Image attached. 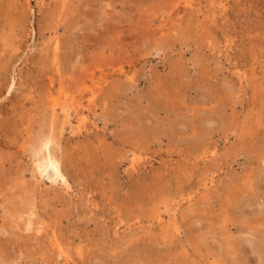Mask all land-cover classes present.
Instances as JSON below:
<instances>
[{"label": "rangeland", "instance_id": "1", "mask_svg": "<svg viewBox=\"0 0 264 264\" xmlns=\"http://www.w3.org/2000/svg\"><path fill=\"white\" fill-rule=\"evenodd\" d=\"M0 264H264V0H0Z\"/></svg>", "mask_w": 264, "mask_h": 264}, {"label": "bare ground", "instance_id": "2", "mask_svg": "<svg viewBox=\"0 0 264 264\" xmlns=\"http://www.w3.org/2000/svg\"><path fill=\"white\" fill-rule=\"evenodd\" d=\"M54 136V135H53ZM53 136L51 135V133H49V135H45L44 137H43V139H42V141H40L41 143V145H42V147L44 148V147H47L48 145H50L49 143H51L52 144V142H53V139L55 138H53ZM39 144V146L41 147V145ZM55 144V143H54ZM51 146V145H50ZM41 150V149H40ZM42 151V150H41ZM39 152V151H38ZM45 159V158H44ZM48 159V158H47ZM42 160V159H41ZM46 161V160H45ZM44 161V162H45ZM43 162V161H42ZM48 163H49V165L51 164L52 165V168H54L53 170L55 171H53L54 172V174L56 173V174H59V166H58V163L56 162V160L53 158H50L49 160H48ZM44 164V163H43ZM41 165V167H43L42 166V164H40ZM49 165H48V167H49ZM39 167V166H38ZM40 168V167H39ZM51 168V167H50ZM56 174L54 175V176H56ZM60 176V175H59ZM61 177V176H60Z\"/></svg>", "mask_w": 264, "mask_h": 264}]
</instances>
